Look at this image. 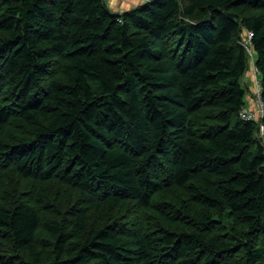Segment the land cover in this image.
Segmentation results:
<instances>
[{
  "label": "trees",
  "instance_id": "16d2710c",
  "mask_svg": "<svg viewBox=\"0 0 264 264\" xmlns=\"http://www.w3.org/2000/svg\"><path fill=\"white\" fill-rule=\"evenodd\" d=\"M249 31L264 100V0H0V264H264Z\"/></svg>",
  "mask_w": 264,
  "mask_h": 264
},
{
  "label": "built area",
  "instance_id": "2783aa9c",
  "mask_svg": "<svg viewBox=\"0 0 264 264\" xmlns=\"http://www.w3.org/2000/svg\"><path fill=\"white\" fill-rule=\"evenodd\" d=\"M144 2H148L151 0H143ZM253 33L252 32H248V38H249V44L251 43V38H252ZM249 53L252 56V62L253 65H255V58L253 55V51L251 47H248ZM255 76H256V106L255 108H251L249 109L246 105H244L240 112L239 115L241 117V119H243L244 121H251V120H257V121H261V119L264 118V100L262 99V83L261 80H259V78H257V75H259V71L256 68L255 65ZM260 132L261 134L264 133V125L263 123H260Z\"/></svg>",
  "mask_w": 264,
  "mask_h": 264
},
{
  "label": "rangeland",
  "instance_id": "374dc122",
  "mask_svg": "<svg viewBox=\"0 0 264 264\" xmlns=\"http://www.w3.org/2000/svg\"><path fill=\"white\" fill-rule=\"evenodd\" d=\"M108 2L110 5V0H108ZM110 7L113 8L112 6H110ZM243 42H244V45L246 46V48L248 50V47H250L248 36L246 37V39ZM253 53H254V51H253ZM254 56L256 57L255 53H254ZM254 71H255V65H253V62L251 60L250 69L247 71V73L244 77V81H245L247 87L249 88V93L245 97V105L249 109L255 108V106H256V76H255ZM257 78H259V80H260V78H261L260 75H257ZM251 102H252V104H251ZM258 122L260 123L261 121L259 120ZM184 198H187V197H184ZM44 237H46L45 234H43L41 238H44Z\"/></svg>",
  "mask_w": 264,
  "mask_h": 264
},
{
  "label": "crops",
  "instance_id": "0c3cea01",
  "mask_svg": "<svg viewBox=\"0 0 264 264\" xmlns=\"http://www.w3.org/2000/svg\"><path fill=\"white\" fill-rule=\"evenodd\" d=\"M142 2V0H110V6L115 11L124 12L141 5Z\"/></svg>",
  "mask_w": 264,
  "mask_h": 264
}]
</instances>
